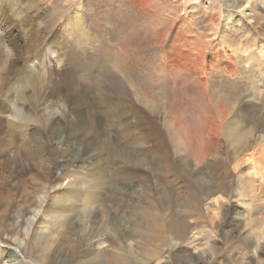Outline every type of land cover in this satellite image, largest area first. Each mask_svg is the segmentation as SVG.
<instances>
[{"label":"bare ground","instance_id":"1","mask_svg":"<svg viewBox=\"0 0 264 264\" xmlns=\"http://www.w3.org/2000/svg\"><path fill=\"white\" fill-rule=\"evenodd\" d=\"M28 1H34V6L25 11L23 0H0V139L12 145L16 140L10 135L14 129L33 125L30 131L34 132L37 124H52L53 133L58 135L62 128L71 135L81 131L82 146L71 160L88 162L84 176L77 175L80 178L76 180L69 177L70 186L66 190L69 201H56V209L48 212L44 209L48 195L45 191L39 195L38 205L27 220L29 228L41 215H49L61 226L69 220L67 231L71 232L80 224L74 215L81 201H85L84 205L86 202L95 205L99 211L106 194L105 180L97 174L102 169L98 167L100 155L107 152L110 156L144 163L147 160L144 151L153 148L149 142L162 144L165 136L156 118L163 121L167 135L194 163L204 162L211 154L224 153L229 161L232 154L244 156L237 161V165L242 162L244 166L230 180L239 185L236 195L242 197L236 205V218L244 215L256 226L254 211L264 207L260 190L264 186V58L263 69L257 68L251 59L257 60L255 44H259L257 49L264 57V0H166L173 18L159 12L160 0H52L50 9L44 7L47 0ZM76 2L79 3L66 20L56 25ZM199 4L204 6L208 17L195 18L193 11ZM15 6L20 10L14 9ZM181 11L187 15L183 17ZM18 28L23 31L16 36L18 53L14 54L5 41ZM98 47L102 51L100 61L93 62L83 74L76 72L80 81L76 82L72 59L75 61L77 57L78 61V57L92 50L96 52ZM5 72L9 76L2 75ZM88 84L93 85L91 90L86 88ZM95 88L96 92H118L122 99L128 96L156 118L143 114L130 131L136 139L128 141L118 135V126L111 124L112 105L98 101ZM189 99L193 101L189 103ZM57 106L58 110L54 109ZM37 135L33 134V140ZM67 166L64 163L59 166L61 173L65 177L74 175ZM204 183L208 191L206 199L213 193L233 196L225 182L217 184L204 179ZM199 207L195 205L193 210L183 213L190 216ZM216 207L208 205L206 217L219 216ZM49 218L43 221L38 233L42 244L51 235ZM262 223L261 227L256 226L257 251L264 241ZM182 241L185 240L176 239L174 243ZM96 243L99 246L105 241L96 239ZM7 249H2L7 251L6 257L17 258L14 251ZM2 258L0 251V262Z\"/></svg>","mask_w":264,"mask_h":264},{"label":"rangeland","instance_id":"2","mask_svg":"<svg viewBox=\"0 0 264 264\" xmlns=\"http://www.w3.org/2000/svg\"><path fill=\"white\" fill-rule=\"evenodd\" d=\"M23 1L26 3L23 7L25 11L26 8L34 6V1ZM47 1L43 3L44 7L50 9L52 0ZM160 1L162 8H158L159 12L164 17L173 18L174 13L169 12L167 1ZM78 3L72 4L56 25L62 24ZM218 5V3L215 4L217 9H219ZM14 9L20 10V7L15 6ZM181 13L183 17L187 15L184 11ZM193 13L195 18L208 17L204 6L200 4ZM22 31V28L16 29L15 33L13 32L5 41L14 54L18 53L16 36L22 34ZM258 45L255 44L254 52L257 60L251 59V61L257 63V68L263 69L261 59L264 57L260 54ZM100 51L101 47H98L96 52L92 50L90 54L78 57L81 61L79 59L77 61V57L75 61L72 59V69L75 73L83 74L84 71H89L93 62L100 61L99 58L102 56V51ZM2 75L7 76L8 73L5 72ZM76 77V82H80L77 73ZM92 86L88 84L86 88L91 90ZM251 86L254 87L253 83ZM29 94L31 95V92ZM95 94L102 104L112 105L111 111L114 114L115 124L112 122L111 124L117 125L118 135L120 137L122 135L128 141L136 139L130 131L136 127L137 119L150 114L154 119L156 118L154 113L147 111L139 103L134 104L128 96L122 99V95L118 92L101 90ZM191 101L193 100L189 99V103ZM54 109L58 110V106ZM156 121L160 129L165 130V136L162 144L155 141L149 142V145L153 144V148L144 151L146 155H143L147 157L144 163L139 164L138 159L128 158L127 161L126 158L110 156L107 152L100 155L98 167L102 169L98 170L97 174L105 180L103 185V190L106 192L105 204L102 205L103 209L101 207L98 209L99 212L95 205H87V202L84 205L85 201H79L83 210L79 207L74 216L79 218L80 224L71 229V232L67 231L70 226L69 220L62 222L61 226V223L54 221L53 217L41 215L38 222L31 228L27 220L32 209L38 205L39 195H42L44 191L48 195L45 211L55 210L58 206L56 201L63 199L69 201L66 190L70 186V178L74 177L76 180L80 178L79 175L84 176V169L88 163L82 159L71 160L75 153H78L76 149L82 146L79 134L81 131L71 135L68 129L61 127L62 133L58 135L53 133L52 124H46L47 126L37 124L38 129L34 132L30 131L33 125L21 130L14 129V133L10 134L14 136L12 139H16L12 145H7V140L0 139V170H2L0 176V251L4 255L0 264H264V241L261 242L258 251L255 242L256 231L259 228L256 226L261 227L260 223L264 220V207L260 206L261 210L258 207L259 213L257 210L254 211L256 226L251 225L250 219L245 218L244 215L239 219L236 218V205L242 197L236 195V192L239 194L240 191V188H237L239 185L237 186L230 180L234 179L235 172L244 166L242 162L237 165L238 159L244 156L236 157L232 154L229 161L228 155L224 153L211 154L205 158L204 162L194 163L191 158L186 157L184 151L176 146L172 136L167 135L163 121L159 118H156ZM36 132L38 139L36 137V140H33L35 139L33 134ZM86 134L87 132L84 131V135ZM17 140L20 142L17 143ZM63 163L71 167L68 172L74 175L65 177L61 173L59 166ZM25 166L27 169L24 168ZM246 175L247 173L245 177ZM204 179L212 180L217 184L225 182L228 185V191L233 196L229 198L226 194L220 196L218 193H213L206 199L208 191ZM260 190L264 198V186L260 187ZM217 196L223 202L217 199L219 203L215 200L214 197ZM214 201L217 204H214ZM207 204L217 206L219 216L213 219L206 217ZM195 205L200 207L192 215L186 216V213H183V211L193 210ZM92 208L96 211L93 212ZM48 218L51 235L45 244H42L38 239V233L43 221ZM181 238L185 241L174 243L176 239ZM96 239L99 241L101 239L105 243L97 246ZM6 247L7 250L14 251L17 258L6 257L7 251L2 250Z\"/></svg>","mask_w":264,"mask_h":264}]
</instances>
